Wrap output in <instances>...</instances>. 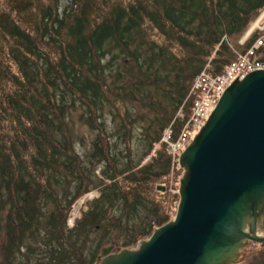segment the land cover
<instances>
[{
	"label": "trees",
	"instance_id": "16d2710c",
	"mask_svg": "<svg viewBox=\"0 0 264 264\" xmlns=\"http://www.w3.org/2000/svg\"><path fill=\"white\" fill-rule=\"evenodd\" d=\"M263 11L264 0H0V264H31L38 243V264H100L167 224L178 164L164 134L177 140L194 80L247 52L258 37L238 42ZM74 112L95 135L85 157ZM137 123L140 161L112 144Z\"/></svg>",
	"mask_w": 264,
	"mask_h": 264
},
{
	"label": "water",
	"instance_id": "95a60500",
	"mask_svg": "<svg viewBox=\"0 0 264 264\" xmlns=\"http://www.w3.org/2000/svg\"><path fill=\"white\" fill-rule=\"evenodd\" d=\"M179 166L175 219L100 264H232L264 244V70L226 89Z\"/></svg>",
	"mask_w": 264,
	"mask_h": 264
},
{
	"label": "rangeland",
	"instance_id": "374dc122",
	"mask_svg": "<svg viewBox=\"0 0 264 264\" xmlns=\"http://www.w3.org/2000/svg\"><path fill=\"white\" fill-rule=\"evenodd\" d=\"M66 3V1L63 2V5ZM256 38V41L258 39H262L264 41V11L257 17V19L250 25L248 30L245 32V34L241 37L239 40V46L242 47L244 45H247V43L252 40L253 38ZM264 47V45L262 46ZM261 47V48H262ZM260 48V49H261ZM257 49V50H260ZM263 49V48H262ZM261 49V50H262ZM236 55L239 57L242 52H238L240 50H236ZM258 52V51H257ZM237 58V59H238ZM236 59V60H237ZM208 68V67H207ZM207 68L205 71H207ZM135 109V115H143L148 114L147 111L141 112V109L138 108V106L133 107ZM182 117V116H181ZM72 118V119H71ZM71 120L74 124V132L76 135V145L75 148L79 154L82 155V157H85V154L91 149L92 142L94 141L95 135L94 133L82 122L78 121V112H74L71 115ZM104 121L106 122V126L110 132H113L114 126H113V118L109 115L104 118ZM147 128V123H137V125L134 126V129L131 133V136L129 140L126 138H120L119 136H116L112 139L113 144V151L115 153H118L119 156L121 153L125 152L126 148L131 146V151L133 157L138 161L142 160L144 158V150H145V144L144 141V131ZM159 148H157L158 150ZM149 160V158L144 159L143 163H146ZM178 169V170H176ZM184 170L178 165L174 169H172V173L169 179V182L166 184V188L168 189V195H170V199L168 200V204L166 208H168V215L171 222L175 219L177 208L179 204V188H180V182L183 177ZM178 176V177H177ZM160 191L161 188H158ZM100 196L99 190H94L90 194L86 195L84 198H82L74 207L71 220L69 221V227H72L76 220L80 217V213L83 209H85L86 202H90L94 200L95 198H98ZM177 196V198L175 197ZM85 199V200H84ZM83 208V209H82ZM147 240V239H145ZM144 241V240H142ZM141 241V242H142ZM139 242L138 245L141 243ZM136 245L133 247V249H136L138 247ZM34 249H36L35 254H30V262L31 264H38L40 262V256L44 258L47 257V250L49 249L46 245L43 243H38L34 245ZM117 251V250H115ZM114 251V252H115ZM28 253V252H27ZM232 264H264V244H255L249 242L246 244L244 249L240 252L238 260L235 263Z\"/></svg>",
	"mask_w": 264,
	"mask_h": 264
},
{
	"label": "built area",
	"instance_id": "2783aa9c",
	"mask_svg": "<svg viewBox=\"0 0 264 264\" xmlns=\"http://www.w3.org/2000/svg\"><path fill=\"white\" fill-rule=\"evenodd\" d=\"M249 56H254L253 50L247 56H242L238 62L227 68L222 75L210 77L207 74H202L196 80L189 95L193 101L192 116L189 123L177 142L170 143L171 133L167 134L164 139V142L170 145L169 150L173 155L180 154L190 143L196 132L204 125L231 82L237 78L245 77L250 72L260 71L264 68L262 63L249 59Z\"/></svg>",
	"mask_w": 264,
	"mask_h": 264
}]
</instances>
